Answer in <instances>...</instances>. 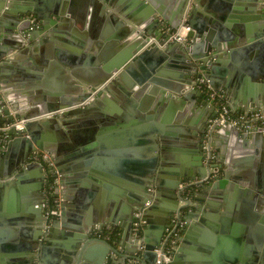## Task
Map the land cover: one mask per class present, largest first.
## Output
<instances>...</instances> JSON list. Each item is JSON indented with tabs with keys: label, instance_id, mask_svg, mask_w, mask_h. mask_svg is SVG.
Listing matches in <instances>:
<instances>
[{
	"label": "crops",
	"instance_id": "0c3cea01",
	"mask_svg": "<svg viewBox=\"0 0 264 264\" xmlns=\"http://www.w3.org/2000/svg\"><path fill=\"white\" fill-rule=\"evenodd\" d=\"M61 1L67 2L66 21L57 25L56 29L51 24L54 27L44 29L35 38L25 36L24 40H20L16 37V28L25 20L8 13V10L12 11L9 1L0 0V96L14 95L18 100H27L40 107L49 104L50 97H55L56 102H60V96H64L66 101L79 100L91 92V85L85 81L102 78L105 66L121 59L122 52L126 50L123 45L131 35L130 26H134L129 18L124 17V13L129 15L127 4L116 3L123 11L109 5L105 11L96 4V0L94 3L92 0ZM177 1L157 0L158 5L171 9L170 13L178 5ZM57 2L59 0H18V4L14 5L18 9L25 6L47 9ZM201 3L196 22L207 25L211 21L204 33L206 38H231L233 48L238 49L229 58V63L220 65L212 81L209 79L212 90L222 95L237 111L264 108V44L248 53L240 49L242 43L239 41V36L248 29L253 34L264 29L263 3L255 0H202ZM36 27L42 29L40 23ZM189 42L190 39L186 43ZM201 52L202 47H198L197 54ZM167 63L169 67H164L166 71L184 77L188 74L185 70L187 62L177 58V53ZM197 78V74H193L192 85L187 92L197 89L194 86ZM96 90V93L74 105L82 109L80 113L58 116L59 126H49L43 131L46 134L44 141L53 144L52 150L60 154L62 161L37 148L34 153L39 156L38 160L29 156L25 164L39 161L44 169L34 167L23 176L17 175L22 169L15 170L11 163L23 151L14 152L10 162L0 156V263L10 264V259L16 264H22L24 260L32 262L34 259L28 258L32 254L31 249L26 245L39 234V228L45 234L38 239L39 257L40 248L47 239L50 240L47 237L49 230L44 229V213V218L38 219L36 212H31V208L39 207L37 203L41 204L44 196L47 200L44 190L46 177L42 178L43 171H47L44 156L50 159L52 171L58 176L55 191L60 195V209L62 201L66 202L69 214L74 212L86 218L94 205L106 202L111 205L116 197L122 199L118 191L123 187L117 185L116 181H121L124 176L136 177L137 171L145 172L151 167V153L146 148L141 149L137 140L142 128L158 125L170 130L174 126L173 122L164 123L156 115L142 122L140 118L144 116V105L141 101L149 90L138 92L137 89H121L116 85L107 87L105 84L99 85ZM98 92L102 94L99 96ZM202 92L201 101L190 100L184 104V110L176 108L173 111L175 118L184 111L183 120L187 124L182 123L183 130L198 135L181 137L180 142L185 143L184 146L174 142L166 145L164 153L168 161L159 168H162L161 171L158 169L155 185L148 188L153 194V202L157 201L165 207L170 204L165 192L174 181V168L184 166L192 169L195 175L199 171V167L186 164H193L195 157L199 156V131L202 128L207 131L210 119L216 113L211 97ZM166 93L176 95L174 99H167L166 106L173 101L179 102L184 96L170 89H166ZM152 106L145 111L146 114H156L155 103ZM161 109L158 112L163 116L168 108L164 112ZM3 117L4 114L0 113V119ZM5 124L1 123L0 126ZM3 136L4 133L0 131V144ZM215 150L216 164L222 178L230 177L229 182L215 189H210L212 182L196 187L192 198L193 210L181 241L184 252L174 264H231V259H237L238 264H264V138L243 139L227 130L217 131ZM201 178L198 175L194 181ZM41 182L42 189L39 188ZM187 184L191 182H183L178 192ZM215 202L222 205L217 207L213 204ZM224 206L229 208L225 209ZM27 211L29 216L23 217L28 214ZM93 214L92 211V216L97 217V214ZM19 215L23 216L15 218ZM159 215L154 212L151 217L156 220ZM118 217L125 221L123 217ZM57 219H60V215L52 221L51 226ZM64 228L59 225L56 233H53L55 245L52 251L45 254L47 262L38 258L34 260L37 264H79L74 255L80 253V241L62 234L66 230ZM82 230L83 233L88 232L84 226ZM99 233L94 230L93 237L100 236ZM102 237L109 241L108 236ZM127 246H132L130 240H123L118 244L121 254L119 251L111 252L115 264H130L134 253L131 254ZM143 253L141 264H149L143 258ZM12 256L18 257L17 260ZM149 260L153 262V257L149 256Z\"/></svg>",
	"mask_w": 264,
	"mask_h": 264
},
{
	"label": "water",
	"instance_id": "95a60500",
	"mask_svg": "<svg viewBox=\"0 0 264 264\" xmlns=\"http://www.w3.org/2000/svg\"><path fill=\"white\" fill-rule=\"evenodd\" d=\"M2 1L5 2L6 0ZM8 1L9 7L12 10H8V13L15 14L17 17H22V19L25 20L21 26L16 28L18 33L16 34V37L20 40H24L25 36L30 39L35 38L39 33H43V31H45L44 29L47 30V28L53 26L51 24H54L55 27H53L56 29L57 25L59 26L61 22H64L67 19V16H65L67 10L66 1L59 0V2L52 4L51 7H48L47 9L36 6H25L22 9H18L14 5L15 3L18 4V0ZM94 1L95 0H92V3H94ZM201 1L202 0H178V5L173 12L170 13L172 10H168L162 5H158L157 0H96V4H98L99 7H102L105 11L108 5L113 6L116 10L123 11V9L117 6L116 3L120 2L127 4L126 6L129 8V15L124 13V17L129 18L134 26H130L131 35L128 40H126L125 45H123L126 47V50L122 52L121 59H117L115 62L107 64L102 78L85 81L91 85V92L84 94L79 100L75 101H66L64 96H60L58 98L60 99V102H56L55 97H50V103L44 107H40L35 103H29L27 100H18L14 95L0 96V113L4 114V117L0 119V124H9L16 118L30 119L25 125L28 136H15L13 129H11L9 130L7 141L0 144V156L7 160V162H10V157L13 156L14 152L18 150L23 151L22 155L15 157V160H11L15 170L22 169V172L17 175L23 174V176L25 175L24 173H27L34 167H39L41 170L44 169V165L39 161L25 164L29 156H31L37 148L46 152L49 156L54 157V159H58L57 161H62L60 154H56L54 150H52L53 144H48L44 141L46 134H44L43 131L49 126L58 127L60 116L64 117L80 113L82 109L76 108L77 106L74 105L90 97L99 85L105 84L107 87L116 85L121 89H137L138 92L149 90L148 93L143 96L141 101V104L144 105V107H142L144 116L140 118L142 122H146L150 116L154 118L156 115V118L161 119L164 123H174V126H172V129L170 130L164 126L158 125L154 128H142L137 140L141 145V149L146 148L149 153H151L152 156L151 159H149V165L151 167L147 168L145 172L141 170L140 172L137 171L136 177L124 176L121 181H116L117 185L123 187V189L118 191L122 199L116 197V199H114L115 201H113L114 204L111 203V205L107 202L94 205V208H90V212L86 218H82L74 212L69 214L68 210L70 209H66V207H69L68 204L62 201L60 219H57L49 228L47 237L50 238V240L46 238L47 240L45 244L40 248L41 257L38 256L37 250L39 248V237L45 235L42 228H39V234L33 237L30 244L26 245L27 248L31 249L32 253L28 256L29 259L37 260L40 258L43 262H47L45 254L53 250V246L55 245L52 240V238H54L53 233H56V228L60 225L66 229L64 232H61L62 234H66L70 238L80 241V253L74 255L77 261H79V264H115L116 260L113 259L111 252H121L118 244L123 240H130L132 246H127L129 249L128 251L131 254H135L139 251L138 241L141 235L145 243L143 258L147 260L149 264L156 261L157 253L155 249L161 246L166 229L171 226L172 217L179 209L181 190L178 192V189L180 185L183 182H193L198 175L202 178L207 175V169L203 162L202 150V141L206 129L202 128L199 131L201 136L197 137V140L201 142L199 144V156L195 157L193 164L189 162L186 164V166L192 165L197 168L199 167V171H197L198 173L195 175L192 169L184 168V166L174 168V181L167 186L168 191L165 192L169 197L170 204L165 207V205H162L161 203L158 204L157 201L153 202V204L143 210L142 220L145 222V229L143 231H134V213L139 208H144L145 202L153 195L148 188L158 179L159 170H162V168H159L163 166L164 162L168 161V156L164 153L166 145L174 142L178 143L177 145L184 146L186 144L180 142L181 137H190L191 134H197L193 131L190 132L189 130H183L181 126L182 123L187 124L186 120H183L184 111L179 112L177 116L178 118L173 116V111L176 108L184 110V104L186 105L190 100L193 101L198 99L201 101L200 97L203 95V92L200 88L192 90L191 92L186 91L192 85L193 74H197L198 77H206L212 81L214 74L220 70V65L229 63V58L231 56L233 57L238 50L233 48L234 46H232L233 43L231 42V38L223 39L222 37H218V39L215 38L212 40H210L209 37L206 38L204 33L208 29V24H210L211 21L208 22L207 25L196 22L200 14ZM255 1H258L259 4L263 3L264 7V0ZM219 19L223 20L222 17H219ZM81 21H83V19ZM185 22L191 27V30L187 34L190 39L189 44H170L171 42H168L169 34L174 30L179 29ZM38 23L41 24L42 29L36 27ZM32 26H34L33 29H31ZM159 30H162V32H159ZM239 38L240 43H242L240 49H242L243 52L250 53L264 44V29L255 34L248 29L243 32ZM224 42H227V44ZM163 46L165 47L162 48ZM198 47H202L201 55L197 54ZM174 53H177V58L187 62L185 70L188 74L185 77H188V80H185L184 76L177 75L164 69V67H169L167 62ZM77 78L80 77L77 76ZM177 82L183 83L178 84ZM166 89L173 90L179 94H184V96L179 102L173 101L166 106L167 99H174L176 97L175 94L166 93ZM97 94L100 96L102 93L98 92ZM129 101L131 100H128V102ZM154 103L156 105L154 107L156 108V114H146L145 111ZM59 108H64L66 110L58 113L56 116L46 115ZM160 108H162L161 110H163V112L165 108H168L163 116L158 112ZM223 130L230 131L233 136L243 139L264 138L262 132L240 134L235 127L229 124L219 128L217 131L219 133ZM63 135L65 136V131ZM47 141L51 142V140ZM47 175L48 172L43 171L42 178H47ZM229 178L230 177L226 176L218 180L216 183L212 182L210 189H215L218 185L227 184ZM60 182L62 183V179H60ZM241 183L246 184V182ZM250 185L253 186L254 182ZM42 187L43 185L41 182L39 188L42 189ZM46 201V196H44L43 202L41 204L37 203L39 207H30L31 212H36L38 219L40 217L44 218L43 204ZM213 204L217 207L222 205L219 202ZM224 208L228 209L229 206H224ZM71 209L73 210L74 208L71 207ZM91 210L94 214H97V217L92 216ZM154 212L160 214L159 218L156 220H153L151 217ZM22 216L23 215H19L15 218H20ZM28 216L29 212L23 217ZM118 216L123 217L125 221ZM13 218L14 216L12 219ZM8 223H10V220ZM11 223L17 222L11 221ZM82 226H84L88 232H81L83 231ZM94 230L100 231V234H98L100 236L96 235L93 237ZM104 234L108 236L109 241L102 237ZM111 234H114L116 240L112 241ZM151 234H153L152 238L150 237ZM182 247L183 244L180 243L179 251L173 258V264L181 259V254L184 252ZM32 250H35V252H32ZM66 250L71 252L69 248H66ZM149 256L153 257V262L149 260ZM12 257L14 260H17L18 258L15 256ZM224 258H226L225 255ZM34 260L32 262L24 260L22 264H37L35 262L36 260ZM230 262L231 264H238L237 259H231ZM9 263L16 264V262L11 259Z\"/></svg>",
	"mask_w": 264,
	"mask_h": 264
},
{
	"label": "built area",
	"instance_id": "2783aa9c",
	"mask_svg": "<svg viewBox=\"0 0 264 264\" xmlns=\"http://www.w3.org/2000/svg\"><path fill=\"white\" fill-rule=\"evenodd\" d=\"M190 30L191 27L186 22L183 23L179 29L174 30L172 33L169 34L168 42L181 44L186 43L189 39L187 34ZM194 86L196 88H200L207 95H209L216 108L215 115L210 119L203 145V162L208 169V174L201 179L191 182V184H187L186 187L181 188L180 208L177 212L174 213L171 221V226L166 229L161 246L155 249L157 253L155 264H173V258L179 250L180 243L189 223V214L193 210L192 198H188L185 196V190L189 187H199L203 184L213 182L214 180H217L221 175L220 169L216 164L217 155L215 150V134L217 130L229 124L235 127L236 130L242 134H250L253 132L264 133V108L247 111L235 110L229 103L224 100L222 95L217 94L215 91L212 90L210 80L205 77H198L195 80ZM94 92L96 93L97 90H95ZM61 112H64V110L54 111L46 115H55ZM29 120L30 119L28 118H16L11 123L5 124L4 126H0V131L4 133V136L2 137V142L7 141L9 137V130L11 129H13L15 136H28L26 133L25 125ZM44 161L50 166L52 170V163L47 156H44ZM57 179L58 176L56 175L55 185L57 184ZM153 200L154 198L153 196H151L148 201L145 202L144 208H139L134 213L135 218L133 227L135 232L144 228L145 222L142 220L143 210L153 204ZM60 206V200H58V198L57 205L52 209L48 208L49 206L47 201L44 202L43 210L44 215L46 216L44 229L46 231L49 230L54 218H57V216L60 215ZM144 247L145 243L141 235L138 241L139 251L130 258V264L142 263L141 253L143 252Z\"/></svg>",
	"mask_w": 264,
	"mask_h": 264
},
{
	"label": "trees",
	"instance_id": "16d2710c",
	"mask_svg": "<svg viewBox=\"0 0 264 264\" xmlns=\"http://www.w3.org/2000/svg\"><path fill=\"white\" fill-rule=\"evenodd\" d=\"M46 169L48 171V175L44 184V190L47 194V202H48V208L52 209L57 205V198L55 195V180H56V174L54 171L51 170L50 166L45 163ZM196 187H189L185 190L184 194L188 198H193V193ZM100 234V233H99ZM112 235V241L116 240L114 237V234ZM104 236H106L104 234Z\"/></svg>",
	"mask_w": 264,
	"mask_h": 264
},
{
	"label": "flooded vegetation",
	"instance_id": "af4514ba",
	"mask_svg": "<svg viewBox=\"0 0 264 264\" xmlns=\"http://www.w3.org/2000/svg\"><path fill=\"white\" fill-rule=\"evenodd\" d=\"M206 94V93H205ZM240 133V132H239ZM254 133V132H253ZM206 134V133H205ZM240 134H242V133H240ZM204 141H205V136H204V138H203V141H202V145H204ZM202 150H203V148H202ZM203 157H204V155H203ZM31 158L32 159H37L38 160V158H39V156L36 154V153H34L33 152V154L31 155ZM204 159V158H203ZM44 162V161H43ZM48 172V171H47ZM219 178H222V173H221V175H220V177ZM218 178V179H219ZM215 181V180H214ZM56 186H57V184L55 185V190H56ZM55 195H56V198H58V200H60V195H59V193H56V191H55ZM56 218H54V220H55ZM53 220V221H54ZM145 229V227L144 228H142L140 231H143Z\"/></svg>",
	"mask_w": 264,
	"mask_h": 264
}]
</instances>
